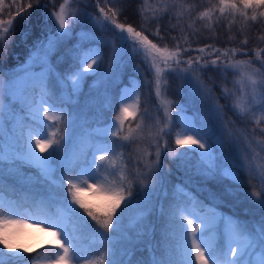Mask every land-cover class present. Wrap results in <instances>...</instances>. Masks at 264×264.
<instances>
[{"label": "snow or ice", "instance_id": "6c2138e0", "mask_svg": "<svg viewBox=\"0 0 264 264\" xmlns=\"http://www.w3.org/2000/svg\"><path fill=\"white\" fill-rule=\"evenodd\" d=\"M74 2L78 3L79 0ZM127 2L116 0L120 4ZM143 3L147 4V0H143ZM109 5H113V0H104L103 6L101 0H97L96 10L102 19L91 17L86 11L84 16L92 19L102 31L110 33V39L105 43L110 45V60L116 67L125 57L139 60L152 75V79L146 83L149 94L154 91L158 101L162 94L161 81L167 82L170 75L178 78L193 94L208 96L212 89L201 77L207 71L219 73L222 77L224 85L220 89L221 95L225 100L232 101L231 110L245 122L246 129L247 122H251L252 127L248 130L251 135L246 131L241 140L234 131L226 128L224 132L216 133V142H210L204 139L207 132L186 124L183 131L175 135V144L187 145L190 152L201 158V176L206 179L219 177L236 185L225 186L220 193H213L214 201L222 203L224 197H235L239 186L244 183L241 174L247 176L250 182L259 183V192L253 190L244 195L259 210L260 215L251 224L237 216L225 215L219 211L218 204H206L198 200L183 185L177 186L179 200L173 199L167 207L160 204L157 209L152 203V192L161 187L164 181L162 156L168 143L164 140L162 146L160 138L171 135L174 124L168 105H164L163 120L159 114L156 117V123H162L163 127L157 129V139L151 145L155 148L154 166L147 162L143 171L139 170L138 164L121 169L116 166L115 160H110V157L117 156L131 159L125 157V151L137 139L143 138L139 133L143 132L144 121L149 120L148 109L140 113V122L136 123L135 128L128 120L129 116L136 117L138 114L141 93H134V100L133 94L122 97L114 119L100 134L89 136L87 144L76 138V117L65 110V105L78 95L90 77L101 75L104 53L95 47L83 51L80 56L78 54L83 50V45L75 51V71L69 74L71 91L65 98L63 88L68 83V76L60 73L52 64V57L65 38L73 35L68 30L67 9L71 6L70 0H62L58 10L50 14L58 27L54 32L49 31L45 41L34 46L27 66L20 65L19 71L4 83L7 103L0 106V201L4 198L6 166L9 169L17 165L35 169L36 183L43 182L47 190L43 197L34 201L44 210L43 216L39 218L19 211L18 201L10 202L7 206L0 203V264H39L40 254L30 256L28 249L19 244L22 230L38 225H42L43 231L55 229L51 232L55 250L47 252V264H264V167L257 170L254 165L256 157L264 154V139H255L258 134L264 137V49L254 50L253 60L235 59L237 49L226 48L222 51L211 44L181 48L177 43L170 48L167 43L161 44L150 39L148 28L155 25L151 35L157 41H164L161 21L167 18L171 24L169 12H175L177 18L182 16V11H177L183 8L179 0H165L160 16L146 18L137 9L142 19L141 29L120 22L118 17L121 10H114V5ZM42 6L47 7L46 4ZM33 7L34 4L26 0H10L8 3L0 0V14L6 10L8 12L7 18H0V47L6 49L10 43L8 37L14 34L16 18L23 17L26 12L30 17L29 10ZM216 7L214 5L212 9L200 12L197 18L210 19ZM218 10L221 16L239 15L245 21L250 19L256 22L258 18H264V0H218ZM77 19L73 14V21ZM91 39L96 40L94 34H91ZM171 39L176 40V37L172 36ZM242 43L247 44V40ZM191 52L197 55L189 54L186 59L183 58L184 54ZM58 60L63 62L62 57ZM37 68L39 71H36ZM229 75L234 77L233 86L236 88L232 92L227 86ZM61 81L65 84L58 94L56 85ZM215 103L216 119L223 122L224 106H219V99ZM15 104H20L21 113L26 115L19 116V127L13 125L6 141L3 117L5 110L10 117H16L13 110ZM110 110L115 111L114 108ZM258 112L260 115H257ZM148 127L151 128V125ZM187 154L171 152L177 159ZM144 155L150 156L151 152L146 150ZM225 157L238 163L228 164ZM150 178L151 185L145 183ZM134 204L138 208L136 224L140 226L137 234L140 242L145 237L155 238L156 225L145 223L154 212H157L161 221L160 240L154 246L152 239H148V260H133L132 249L125 253L127 260H117L113 236L121 231L125 212ZM28 220H31V224L27 223ZM89 238L90 243L87 242ZM158 248H163L165 252L160 258L155 255Z\"/></svg>", "mask_w": 264, "mask_h": 264}, {"label": "trees", "instance_id": "16d2710c", "mask_svg": "<svg viewBox=\"0 0 264 264\" xmlns=\"http://www.w3.org/2000/svg\"><path fill=\"white\" fill-rule=\"evenodd\" d=\"M10 0H6V3ZM26 2H32L34 7L29 10L31 16L29 17L26 12L23 17H17L14 23V34L9 35L8 39L10 43L7 44L6 49L0 47V79H8L14 73L17 72L19 66L25 62L26 58L33 51L34 46L40 42L45 41L49 31H55L54 20L50 14L53 11H57L59 4L62 0H26ZM97 0H79L74 2L70 0V7L68 11L69 31L73 33L71 37L65 38V42L57 50L52 57V64L57 68L60 73H64L70 77V73L75 71V51L81 49L78 55L82 56L83 51H87L89 48L99 47L104 53L102 59L101 72L108 70L109 74L105 78V86L109 89L107 94L106 105L104 101L90 102L93 95L88 91L89 79L83 84L82 90L78 91V95L71 99L69 104L65 105V110L70 111L73 115H76V123L74 125L75 133L79 128L84 131L80 135L79 139H82L87 144L89 136L98 135L97 128H102L106 125L119 111L121 86H128L137 83L141 89L140 108L136 117L128 118L131 122V126L135 125L136 120H139L140 113H143L145 108L148 109L149 122L144 127L143 132L139 133L140 136H144L145 133H152L154 137H150L151 141H146L147 137L137 139L134 143L129 145L125 151V157H131L129 160H125L119 156L110 157V160H115L116 166L123 169L125 166H131L138 164L140 171L145 168V163L150 162L155 164V148L151 147L157 139V129L163 127L156 123V117L159 114L160 109L156 101L155 92L152 91L149 94V87L147 81L152 79V75L148 73L144 66L140 64L138 59L129 60L127 57L120 63L119 67L111 62L109 56L110 45L105 41L110 39V33L102 31L99 25L95 24L92 19L85 18L84 13L91 14V17L102 19L99 17V13L96 10ZM165 0H147V4L143 3V0H128L126 4L116 3L113 0L114 10H121L118 17L119 21L125 24H132L137 29L142 27L141 16L137 14V9L143 14L144 17L150 18L153 15L160 16L161 9ZM170 2V0H168ZM183 5L182 16L177 18L175 12H169L171 16V24L169 20L165 18L161 21L163 25V32L165 35L164 41H157L154 36L151 35L153 31L152 27L148 28L149 38L154 42L167 43L170 48H173L179 43L181 48L191 45L192 48L203 47L206 44H211L214 47H219L222 51L224 49H237V55L235 59H253L254 50L264 49V18H258L256 22L245 21L243 17L236 15L233 17L230 14L221 16L218 10V0H179ZM46 4L47 7L42 5ZM104 5V0H101V6ZM113 5H109L110 7ZM216 5V9L211 12L210 19L208 17L203 20L198 19V15L202 11H208ZM14 11V10H13ZM262 11V10H258ZM73 14L78 18L73 21ZM251 11H249V16ZM7 10L0 14V18H7ZM191 25V27H189ZM110 28V26H109ZM78 34V35H77ZM91 34H94L96 40L91 39ZM175 36L176 40H172L171 37ZM187 38V43H185ZM247 40V44H243L242 41ZM70 50H72L70 52ZM247 52V55H244ZM197 55L195 52L184 54L183 58H187L188 55ZM62 57L63 62H60L58 58ZM208 56L205 55V59ZM214 58V57H213ZM264 58V56H262ZM227 59V58H225ZM258 63V62H257ZM170 75V74H169ZM208 88L212 89L211 95L193 94L189 89L185 88L181 81L175 76L170 75V79L166 82L161 81L162 95L170 102L171 108L177 112L188 113L189 124L195 127L197 130L203 129L208 135L204 137L205 140L210 142H216L217 132H224L226 128H230L243 140L245 132L251 135L250 131L245 128V124L234 115L231 110V100H225L221 95V87L224 85V81L219 73L207 71V73L201 77ZM211 78V79H210ZM232 75L227 77V86L229 91H235L233 86ZM65 82L61 81L56 85L57 93L61 91V86ZM100 85L104 86V83ZM238 87V86H236ZM71 91L70 83L63 88L65 98L68 97ZM219 99V106H224V121H218L216 119V113L214 108L216 100ZM115 109L112 111L110 109ZM159 109V113L157 110ZM257 115H260L258 112ZM85 119V125L78 120ZM228 121L234 123L229 124ZM151 125V128L148 127ZM251 125V122H250ZM252 126V125H251ZM63 125H61V128ZM128 124L126 122L125 128ZM178 123L174 121L172 126L171 136H164L160 138L161 145L163 146V138L169 141L167 150L164 151L163 160V175L164 181L161 187L156 188L152 192V198H154L157 209L160 204H164L165 207L173 201V199H180V194L177 191V186L183 185L190 195L194 196L198 200L206 204H218L219 211L225 215H234L241 220H246L250 224L259 217L260 212L253 204L249 202L244 195L245 192H252L256 190L259 192L261 185L256 181H249L247 176L241 174V179L244 183L239 186L235 197H224V201H214L212 199L213 193H220L225 186L236 187L232 185L228 180H221L219 177L216 179L204 178L199 174L202 167H196V163L199 158L197 154L186 150L188 154L181 159H177L171 155V152H177V146L174 145L172 135L176 133ZM203 134V132H202ZM256 140L264 139L259 134L255 137ZM151 152L150 156L145 157V151ZM235 156V153H232ZM225 161L228 164L234 161L230 157H225ZM222 164L224 162H221ZM255 168L257 170L264 167V154L256 157L254 161ZM24 175L18 176L15 174L4 175L5 190L3 195L8 198H13L18 201L19 208H29L34 212L43 214V208L38 201L46 193V186L41 182L36 183L35 169L27 166L21 167ZM255 175V173H253ZM29 176V177H28ZM145 183L151 185V178ZM162 189H169V192L161 196ZM138 211L137 206L134 204L132 208L126 210L124 224L121 231L113 236V245L117 260H127L128 256L125 255L128 249L133 250L132 259H144L150 258L149 252L146 250L148 239H152V243L155 246L160 240V218L157 212H154L155 218L152 224L156 225L157 232L155 238L148 237L140 242V237L133 229L129 228V222L132 216ZM247 213V214H246ZM90 243V238L87 241ZM49 250H55V247H42L35 249L28 253V255L38 258L46 259V254ZM155 255L160 258L165 255L163 248H158Z\"/></svg>", "mask_w": 264, "mask_h": 264}, {"label": "rangeland", "instance_id": "374dc122", "mask_svg": "<svg viewBox=\"0 0 264 264\" xmlns=\"http://www.w3.org/2000/svg\"><path fill=\"white\" fill-rule=\"evenodd\" d=\"M54 20V18H53ZM55 22V21H54ZM56 26V28L58 27L56 25V23H54V27ZM33 52V51H32ZM32 52L30 53V55L32 54ZM30 55L26 58L25 62L22 63L21 65H25L27 66V62L29 61V57ZM19 71V68L17 70V72ZM36 71H39V69L37 68ZM109 72L108 70H104L101 72V75L95 78L90 77L89 78V83H88V91L91 93V95H93L91 98L90 102H97V101H104V105H106V101H107V94L109 89L105 86V78L108 76ZM71 80V76L68 77V83H70ZM7 81V79H0V106H3L4 104L7 103V101L4 98V83ZM101 83H104V86L100 85ZM138 84H132V85H128V86H121V95H120V100L122 97H126L129 94H133L132 98L133 100L135 99V95L134 93H141V89L139 86H137ZM157 104L159 106L160 109V116L159 118L161 120H163L164 118V114H163V108L164 105L167 104L168 105V111L169 113L174 117V121L178 123V127L176 129V133H174L172 135L173 141L175 143V135L177 133H181L184 129V126L190 125L189 121H188V113L186 112H177L175 110H173V108H171V105L169 103V101L161 94L160 100L158 101L156 98ZM128 103H131V101H127ZM163 102V103H161ZM21 105L20 104H15L13 106V110L16 113V117H10L8 115L7 110H5V114H4V135H5V140L7 141L9 138V130L13 127V125L15 124L16 127H19V124L17 123V120L19 118L20 115H26V113H21L20 111ZM74 116L76 117V115L74 114ZM129 118H132V116H129ZM239 118V117H238ZM114 119V117L112 118ZM111 119V120H112ZM240 119V118H239ZM110 120V121H111ZM80 123L85 125V119L83 117V120H78ZM109 121V122H110ZM108 122V123H109ZM140 122V118L139 120H136V123ZM149 120L144 121L145 126L148 124ZM243 124H245L244 121H242ZM107 123V124H108ZM104 125L102 128H97V134H100L102 132V130L107 126ZM135 125L133 126V128H135ZM161 125L163 126V124L161 123ZM76 126V125H75ZM247 127L250 130L251 129V125H250V121L247 122ZM172 128H171V133H172ZM83 130L82 128H79L77 130V132L75 133V136L77 139L80 138V135L83 134ZM171 136V135H170ZM147 137L146 141H151L150 137H154L152 135V133H145L143 138ZM166 140V137L163 138V141ZM169 143V141H167ZM167 143V146H169V144ZM176 145V144H174ZM177 146V145H176ZM177 152H185L186 150L189 151V148L187 145L184 146H177ZM40 153L37 151V155H39ZM196 167H202V161L201 158L199 157L198 160H196ZM22 166L17 165L11 169H9L8 166L5 167V174H15L18 176H22L24 175L22 169ZM29 177V176H28ZM169 189H162L161 191V196L168 193ZM3 200L0 201V203H4L5 206H7L10 202L11 203H15V199H11L8 197H5L3 195ZM152 203L155 204L154 198H152ZM18 210L21 211L22 213L26 214V215H31L34 218H39L42 217L43 214L39 213V212H34L33 210H30L29 208L25 207V208H19ZM136 214H134V216H132L131 221L129 222V228L133 229L136 233H138L140 231V226L136 224ZM154 218H155V214H153L151 217H148L147 220L145 221V223H153L154 222ZM28 224H31V220L27 221ZM55 231V229H50L48 231H43L42 230V225H38V226H32V227H26L22 230L20 236H19V244L28 249V253L38 249V248H42V247H55L54 244V237L51 235V232ZM148 237H145L144 239H147ZM39 259V264H47L46 259L44 258H38Z\"/></svg>", "mask_w": 264, "mask_h": 264}]
</instances>
